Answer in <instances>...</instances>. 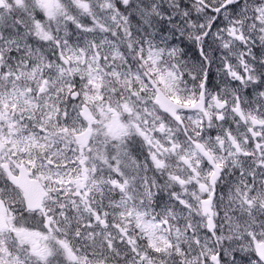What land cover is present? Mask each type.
<instances>
[{"label":"snow or ice","instance_id":"1","mask_svg":"<svg viewBox=\"0 0 264 264\" xmlns=\"http://www.w3.org/2000/svg\"><path fill=\"white\" fill-rule=\"evenodd\" d=\"M101 76L139 87L123 105L134 123L110 109L119 135L105 132L112 214L85 217L79 194L52 200L61 173L33 149L57 134L26 109L0 110V264H264V0H0L4 108L10 86L42 110L66 85L64 121L75 112L90 125L83 148L98 131L85 105Z\"/></svg>","mask_w":264,"mask_h":264},{"label":"rangeland","instance_id":"2","mask_svg":"<svg viewBox=\"0 0 264 264\" xmlns=\"http://www.w3.org/2000/svg\"><path fill=\"white\" fill-rule=\"evenodd\" d=\"M96 84L97 88L92 89L89 92L90 97L95 98L90 99L87 104L91 107L93 113L98 118L95 121L98 123L91 125L94 127V129H98V131H94L91 142L87 148H81V145L74 140L73 135L87 127H90V125L87 123H82L81 120L77 118L75 112L73 113L71 119H69L67 122L62 119V113L64 112V105L62 101L66 99L69 94H66L68 89L66 85L63 86L64 98L58 99L56 96L57 93L53 92L44 97L42 101L43 109H40L42 112V115L40 116L42 122L46 125H49V128L50 125L55 126V130L58 132V134L62 132L60 135H57V137H60L62 140H64L65 145L70 147L72 150L74 154L73 162L75 164L74 166L77 168L78 175H80L82 168L81 161H85V158L86 161L89 159L86 164L84 163L86 172L90 174L97 171L99 165L92 152L98 153L103 147H112L110 144H106L105 132H112V135L107 138L110 141L119 135L118 125L134 123V121H131L130 118H128L127 121H124L118 116V125L113 124V112L110 111V109L114 110L119 115V112H125L123 105L126 102L129 104L132 103L129 92L134 89L135 86L133 84H137V82L133 81L128 83L126 82V78L123 76L119 78L114 76H101L97 79ZM28 86V84L25 85V87ZM33 86L36 87V85ZM57 87H60V85H57ZM120 99L122 103H120ZM57 107L60 114L59 122L57 121ZM35 110H38L37 107H35V102H33L31 105H28V116H33L32 114H34ZM64 129H67V131L65 132ZM119 163L125 170H127L129 174L136 172V165L133 160L128 156H124L123 153H121L119 156ZM139 172L145 171L142 169V171ZM188 251L191 255H195V251L192 249H188Z\"/></svg>","mask_w":264,"mask_h":264},{"label":"flooded vegetation","instance_id":"3","mask_svg":"<svg viewBox=\"0 0 264 264\" xmlns=\"http://www.w3.org/2000/svg\"><path fill=\"white\" fill-rule=\"evenodd\" d=\"M7 91L9 93L6 100L7 108H4V104L0 103V110H4L10 115L13 112L14 110L13 106L15 105V111L17 113V116H19L21 110L26 109V111H24V116L27 118L29 111H28V105L24 103V98L16 95H11L10 94L11 86ZM37 109L38 110L35 111L33 114V119L31 121L26 120V122H30L32 124H37V125L43 123L42 120L40 119V115L38 114V112L41 113V111L39 108ZM3 131L5 133H8L9 129L7 123L4 124ZM41 144H44L43 140H41ZM18 147L23 148L26 147V145L20 144ZM8 149H12L13 151L17 150L11 144H8L6 146L5 150ZM44 151H48L49 153L48 157L45 158V164H47V159L49 158L52 159L53 163H52L51 171L53 173H56L57 171L61 173L60 175L54 174L49 184V188L53 193L51 197L52 200H55L57 196L61 198L72 199L79 194L80 199L78 200V203H80L82 214L85 217L88 215L89 209L99 210L102 216L103 213L105 212L112 214V210L109 207V205L113 201L119 200L120 195L118 192H113L109 186L105 185L101 187V185L110 179L111 168L109 167V161L117 159V152L114 149L105 148L102 152V157L101 155H97L100 163L102 164L101 171L99 173L87 174L85 172L84 163H82V168L79 176H78L77 168L74 166L73 163V154L70 148H65V150H61L58 143H56L55 145L49 143L47 148L33 149V157L35 158L37 152L39 153L40 156H43ZM61 153L64 154L63 157H61ZM14 158H19V156ZM23 159L26 161L28 157L24 156ZM165 163L169 164L171 169L178 168V165L176 164L175 160L172 161L166 160ZM44 171H48L47 167H45ZM135 174L136 173L133 174L131 173V176ZM155 174L159 175V173H155ZM145 176L151 178L153 176V173H139V177L141 180ZM78 183L80 185L79 187H77ZM61 189H65V191H60ZM79 222L83 224L86 221L80 220ZM72 223H73V230H75L77 221L74 220ZM88 242L90 243V241ZM84 243H85L84 241H80L78 242V246L83 247Z\"/></svg>","mask_w":264,"mask_h":264},{"label":"clouds","instance_id":"4","mask_svg":"<svg viewBox=\"0 0 264 264\" xmlns=\"http://www.w3.org/2000/svg\"><path fill=\"white\" fill-rule=\"evenodd\" d=\"M189 56L193 55L192 51L189 50L188 53H187Z\"/></svg>","mask_w":264,"mask_h":264},{"label":"water","instance_id":"5","mask_svg":"<svg viewBox=\"0 0 264 264\" xmlns=\"http://www.w3.org/2000/svg\"><path fill=\"white\" fill-rule=\"evenodd\" d=\"M85 107H87V106H85ZM87 109H88V112L91 113L88 107H87ZM76 138L78 139V134L76 135Z\"/></svg>","mask_w":264,"mask_h":264}]
</instances>
